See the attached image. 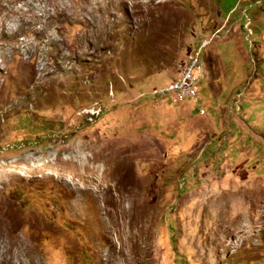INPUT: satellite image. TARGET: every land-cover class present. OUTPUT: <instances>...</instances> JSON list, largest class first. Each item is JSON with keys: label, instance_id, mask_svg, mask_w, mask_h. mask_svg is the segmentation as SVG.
<instances>
[{"label": "rangeland", "instance_id": "rangeland-1", "mask_svg": "<svg viewBox=\"0 0 264 264\" xmlns=\"http://www.w3.org/2000/svg\"><path fill=\"white\" fill-rule=\"evenodd\" d=\"M0 264H264V0H0Z\"/></svg>", "mask_w": 264, "mask_h": 264}, {"label": "built area", "instance_id": "built-area-1", "mask_svg": "<svg viewBox=\"0 0 264 264\" xmlns=\"http://www.w3.org/2000/svg\"><path fill=\"white\" fill-rule=\"evenodd\" d=\"M209 41L208 39H203L198 50L183 63L176 78L160 88H154L151 94L160 97L167 95L177 101L189 98L198 102L197 83L203 75V65L199 55ZM199 111L204 112V109L200 108Z\"/></svg>", "mask_w": 264, "mask_h": 264}, {"label": "bare ground", "instance_id": "bare-ground-1", "mask_svg": "<svg viewBox=\"0 0 264 264\" xmlns=\"http://www.w3.org/2000/svg\"><path fill=\"white\" fill-rule=\"evenodd\" d=\"M70 157V156H69ZM73 159V158H72ZM89 159V158H88ZM66 160V159H65ZM68 161V160H67ZM74 162V161H73ZM75 166H76V164H75ZM100 181V183L99 184H101L102 182H107V177L105 176V173H102V175H101V177H100V179H99ZM107 186V185H106ZM109 200V199H108ZM122 204V203H121ZM122 206V205H121ZM10 209V208H9ZM108 210V209H107ZM7 212V211H6ZM106 212V211H105ZM114 214V213H113ZM13 215V214H12ZM17 218V217H16ZM16 222H17V220H14V225L16 224Z\"/></svg>", "mask_w": 264, "mask_h": 264}]
</instances>
